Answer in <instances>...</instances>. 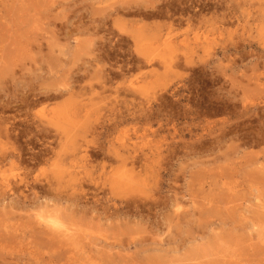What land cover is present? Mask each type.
Returning <instances> with one entry per match:
<instances>
[{"label": "rangeland", "instance_id": "1", "mask_svg": "<svg viewBox=\"0 0 264 264\" xmlns=\"http://www.w3.org/2000/svg\"><path fill=\"white\" fill-rule=\"evenodd\" d=\"M0 264H264V0H0Z\"/></svg>", "mask_w": 264, "mask_h": 264}, {"label": "bare ground", "instance_id": "2", "mask_svg": "<svg viewBox=\"0 0 264 264\" xmlns=\"http://www.w3.org/2000/svg\"><path fill=\"white\" fill-rule=\"evenodd\" d=\"M195 5V4H194ZM204 6V5H203ZM128 7V6H127ZM201 9V8H200ZM121 10V9H120ZM126 11V10H125ZM127 12V11H126ZM129 12V11H128ZM136 12V11H135ZM139 12H140V10H139ZM133 14V13H132ZM128 15V14H127ZM133 16V15H132ZM141 17V16H140ZM142 20V19H141ZM203 20V19H202ZM138 22V21H137ZM142 22V21H141ZM145 25V24H144ZM149 26V25H148ZM152 26V25H151ZM167 29V28H166ZM133 32V31H132ZM159 32V31H158ZM128 33V32H127ZM142 33V32H141ZM137 34V33H136ZM140 36V35H139ZM143 36V35H142ZM152 36V35H151ZM137 38V37H136ZM135 42V41H134ZM128 44V43H127ZM104 72V71H103ZM105 74V73H104ZM103 74V75H104ZM106 75V74H105ZM103 77V76H102ZM108 80V79H107ZM56 90V89H55ZM49 91V90H48ZM61 93V92H60ZM47 95V94H46ZM51 95V94H50ZM58 95H59V93H58ZM40 97H42V96H40ZM43 98V97H42ZM41 101H42V99H41ZM30 103V102H29ZM41 103V102H40ZM7 128V127H6ZM37 128H38V126H37ZM60 138V137H59ZM6 188V187H5ZM235 208V207H234ZM177 217V216H176ZM52 238H54V237H52Z\"/></svg>", "mask_w": 264, "mask_h": 264}]
</instances>
